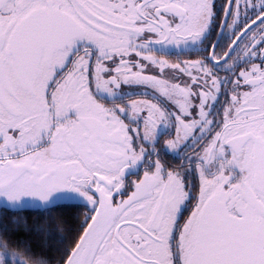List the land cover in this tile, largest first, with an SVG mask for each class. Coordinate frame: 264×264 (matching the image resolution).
<instances>
[{
  "label": "snow or ice",
  "instance_id": "snow-or-ice-1",
  "mask_svg": "<svg viewBox=\"0 0 264 264\" xmlns=\"http://www.w3.org/2000/svg\"><path fill=\"white\" fill-rule=\"evenodd\" d=\"M0 264H264V0H0Z\"/></svg>",
  "mask_w": 264,
  "mask_h": 264
},
{
  "label": "trees",
  "instance_id": "trees-1",
  "mask_svg": "<svg viewBox=\"0 0 264 264\" xmlns=\"http://www.w3.org/2000/svg\"><path fill=\"white\" fill-rule=\"evenodd\" d=\"M10 215L26 216L28 218L29 224H31L33 218L39 216L40 213L37 211H33L31 209H26L22 212H11L10 210L6 209L4 206L0 205V217L6 218L7 216Z\"/></svg>",
  "mask_w": 264,
  "mask_h": 264
},
{
  "label": "rangeland",
  "instance_id": "rangeland-1",
  "mask_svg": "<svg viewBox=\"0 0 264 264\" xmlns=\"http://www.w3.org/2000/svg\"><path fill=\"white\" fill-rule=\"evenodd\" d=\"M1 206H3V205H1Z\"/></svg>",
  "mask_w": 264,
  "mask_h": 264
}]
</instances>
